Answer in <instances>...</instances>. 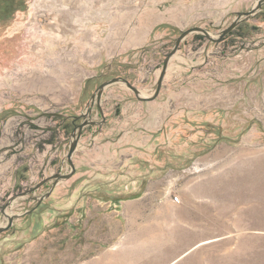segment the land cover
Segmentation results:
<instances>
[{"label":"rangeland","instance_id":"1","mask_svg":"<svg viewBox=\"0 0 264 264\" xmlns=\"http://www.w3.org/2000/svg\"><path fill=\"white\" fill-rule=\"evenodd\" d=\"M257 3L0 0V264H264Z\"/></svg>","mask_w":264,"mask_h":264},{"label":"water","instance_id":"2","mask_svg":"<svg viewBox=\"0 0 264 264\" xmlns=\"http://www.w3.org/2000/svg\"><path fill=\"white\" fill-rule=\"evenodd\" d=\"M263 3H264V0H258V3L251 10H249L247 12H238L237 18L233 21V23L230 26H228L227 28H225L222 31L221 35L217 39L214 38V37H212V35L210 34V32L207 29L203 28V27H193V28H190L188 30H185L179 36V38L177 39V42H176V45H175L174 49L171 51V53L165 59L164 68H163L161 77H160V79L158 81L157 90H156V92H155L154 95H152V96H142V92L136 86H134L128 79H126L124 77H115V78H112L110 80H107V81L103 82L100 85V87L98 89V96H99V98L101 97V95L104 92V90L106 88H108L109 86H112V85H115V84H124V85H126L127 87H129L130 89H132L135 92V94H136V96H137V98L139 100H142V101H151V100H154L160 94V91L162 89V85H163V82H164V78L166 76V72H167V69H168V64L170 62V59L177 52V50H178L181 42L188 35H190L192 33H201V34H204L205 36H207L208 38H210L212 40H217L218 41V40L222 39L225 35H227L228 33H230L232 30H234L242 21L248 20L252 16H254L255 14H257L260 11ZM91 110H92V108H89V111H91ZM102 113H103V111H102ZM96 123H97L96 121L85 120L83 123H81L79 125V133H78V136H76L75 140L72 142L71 147H70V151H69V154H68V159H69V162H70V165H71V168H72V170H71L70 173H67V174H61V173H59V174L52 175V176H50V177L42 180L41 182H39L32 189H30L28 191H25V192H22L21 194H18L12 200H15L17 197L25 196V195H27L29 193H33V192L37 191L45 183H48V182L54 180L51 190L49 192H47L46 194H44V195H42V196L39 197L38 204H40L45 198H47L48 196H50L52 194L54 188L56 187V185L60 181L66 180V179H70L76 173V166H75L74 161H73V156H74V153L77 150L80 137L82 136V131H83V129L86 126L91 125V124H96ZM31 211L32 210H29L27 213H30ZM22 216H23V214H21V215H15L13 217H10V221H9V224L7 226H0V233L8 230L13 225L14 220L16 218H19V217H22Z\"/></svg>","mask_w":264,"mask_h":264},{"label":"built area","instance_id":"3","mask_svg":"<svg viewBox=\"0 0 264 264\" xmlns=\"http://www.w3.org/2000/svg\"><path fill=\"white\" fill-rule=\"evenodd\" d=\"M173 201L176 202V203L180 202L181 201V196H179V195L175 196Z\"/></svg>","mask_w":264,"mask_h":264},{"label":"flooded vegetation","instance_id":"4","mask_svg":"<svg viewBox=\"0 0 264 264\" xmlns=\"http://www.w3.org/2000/svg\"><path fill=\"white\" fill-rule=\"evenodd\" d=\"M76 123V121H73V124H75Z\"/></svg>","mask_w":264,"mask_h":264}]
</instances>
